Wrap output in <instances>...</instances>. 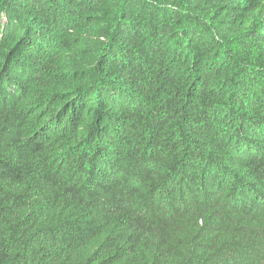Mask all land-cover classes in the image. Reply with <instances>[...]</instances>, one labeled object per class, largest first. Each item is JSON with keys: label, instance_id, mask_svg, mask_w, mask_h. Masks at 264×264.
Segmentation results:
<instances>
[{"label": "trees", "instance_id": "trees-1", "mask_svg": "<svg viewBox=\"0 0 264 264\" xmlns=\"http://www.w3.org/2000/svg\"><path fill=\"white\" fill-rule=\"evenodd\" d=\"M0 264H264V0H0Z\"/></svg>", "mask_w": 264, "mask_h": 264}]
</instances>
